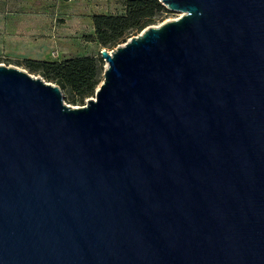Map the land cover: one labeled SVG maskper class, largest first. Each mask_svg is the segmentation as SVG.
I'll use <instances>...</instances> for the list:
<instances>
[{
    "label": "water",
    "instance_id": "water-1",
    "mask_svg": "<svg viewBox=\"0 0 264 264\" xmlns=\"http://www.w3.org/2000/svg\"><path fill=\"white\" fill-rule=\"evenodd\" d=\"M157 1L84 106L0 65V264H264V0Z\"/></svg>",
    "mask_w": 264,
    "mask_h": 264
},
{
    "label": "trees",
    "instance_id": "trees-1",
    "mask_svg": "<svg viewBox=\"0 0 264 264\" xmlns=\"http://www.w3.org/2000/svg\"><path fill=\"white\" fill-rule=\"evenodd\" d=\"M166 12L167 9L157 0H125L122 15H93V33L85 36V39L103 49L112 50L145 28L155 25ZM104 64L100 55L70 57L61 61L26 58L19 63L30 74L58 86L64 100L73 106L76 103L83 105L84 99L94 96L103 80Z\"/></svg>",
    "mask_w": 264,
    "mask_h": 264
},
{
    "label": "crops",
    "instance_id": "crops-1",
    "mask_svg": "<svg viewBox=\"0 0 264 264\" xmlns=\"http://www.w3.org/2000/svg\"><path fill=\"white\" fill-rule=\"evenodd\" d=\"M82 1L33 0L34 10L28 14H22V20L17 22V26L22 28H3L6 32L3 40L10 46H14V51L10 53L27 59L51 61L53 52L62 50V53H65L70 46L73 51L80 32L77 27L82 24L80 17L86 13L74 9L66 14L61 11L65 7L69 9L68 7L73 3L80 4ZM58 13L64 14V21L57 25L55 20Z\"/></svg>",
    "mask_w": 264,
    "mask_h": 264
},
{
    "label": "rangeland",
    "instance_id": "rangeland-1",
    "mask_svg": "<svg viewBox=\"0 0 264 264\" xmlns=\"http://www.w3.org/2000/svg\"><path fill=\"white\" fill-rule=\"evenodd\" d=\"M60 2H62V0H60ZM124 3L125 0H83L82 3L80 4L73 3L68 7L69 9L65 7V9L61 11V12H65V14L72 9L81 12L83 11V13L86 14L80 17V19L82 20V24H80L81 26L77 27L80 32L78 33V36L76 38L77 40L75 41L74 50L72 51L70 46L69 48H67L68 51H66V49L64 50V52L66 51L65 53H62V50L58 52H53L52 59L55 61H61L63 59L70 57L71 58L86 57V56L98 57L100 55V50H102L103 48L100 47L98 44L93 42H88L85 39V36H89L90 34L93 33L91 17L96 14L122 15L124 13ZM34 6H35V2H33V0H0V65H4L7 67H16L20 70L29 73L22 66L19 65L20 61L26 58L21 56H14L13 54L10 53V51L12 52L14 51V46H10L7 42L3 40L6 35V32L3 30V28H22L20 26H17V22L19 20H22L21 19L22 14H28L29 12L33 11ZM59 9H61V6H59ZM59 14L60 13H58L57 18L55 17L56 18L55 21H57L56 22L57 25L59 24V22L64 21V14L63 13H61L62 15ZM180 16L181 13L171 12L167 10V12L164 13L162 17H160V19L153 26H159L160 24L166 21L178 19ZM10 24H12L13 26ZM106 50L112 51L113 49L112 50L106 49ZM104 66L105 64L103 65V68ZM31 75L38 76L34 74ZM90 98L84 99L82 103L83 105H80V103H76L73 106L71 104H68L67 101L64 100V95H63V102L71 107H81L86 105L87 100Z\"/></svg>",
    "mask_w": 264,
    "mask_h": 264
}]
</instances>
